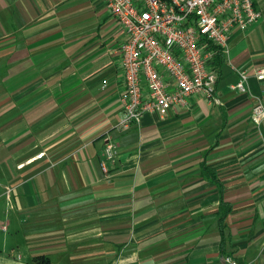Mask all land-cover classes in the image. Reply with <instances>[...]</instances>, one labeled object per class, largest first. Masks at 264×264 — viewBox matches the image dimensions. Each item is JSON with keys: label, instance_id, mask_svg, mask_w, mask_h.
Listing matches in <instances>:
<instances>
[{"label": "crops", "instance_id": "crops-1", "mask_svg": "<svg viewBox=\"0 0 264 264\" xmlns=\"http://www.w3.org/2000/svg\"><path fill=\"white\" fill-rule=\"evenodd\" d=\"M253 2L259 22L213 57L215 99L125 130L126 36L103 2L0 0V264H264V121L250 119L264 99V0Z\"/></svg>", "mask_w": 264, "mask_h": 264}, {"label": "built area", "instance_id": "built-area-1", "mask_svg": "<svg viewBox=\"0 0 264 264\" xmlns=\"http://www.w3.org/2000/svg\"><path fill=\"white\" fill-rule=\"evenodd\" d=\"M101 1L126 36L120 49L125 88L119 122L125 130L146 113L188 108L193 96L212 102L217 80L213 57L227 51L234 29H247L261 19L253 0ZM239 75L232 89L244 93L248 76ZM254 76L264 81V68ZM250 119L257 127L264 121V99L254 103ZM116 149L114 141L107 140L103 158L113 161ZM11 191L6 188V197ZM225 262L239 264L230 258Z\"/></svg>", "mask_w": 264, "mask_h": 264}]
</instances>
